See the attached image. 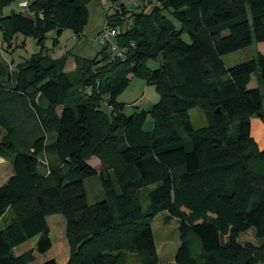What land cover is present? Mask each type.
I'll use <instances>...</instances> for the list:
<instances>
[{
	"label": "trees",
	"instance_id": "trees-1",
	"mask_svg": "<svg viewBox=\"0 0 264 264\" xmlns=\"http://www.w3.org/2000/svg\"><path fill=\"white\" fill-rule=\"evenodd\" d=\"M91 1L34 0L28 16L3 17L13 0H0L8 50L19 35L40 48L9 74L0 65V158L13 172L0 186V221L12 212L0 229V264H30L35 252H49L53 215L66 220L67 264H126L127 254L159 264L151 223L161 213L165 225L178 223L174 264H264V150L251 136V119L264 121V54L229 69L222 60L264 42V0H157L132 13L107 0L116 8L105 23L118 30L124 56L104 45L93 59L74 57L76 70L68 74L71 54L55 60L45 44L53 33L56 46L66 30L80 39ZM158 59L157 70L146 68ZM130 76L159 92L150 112L126 116L117 103ZM104 99L110 117L100 110ZM197 108L205 128L190 121ZM150 113L151 133L143 130ZM93 157L101 171L88 164ZM43 158H51L46 173ZM93 177L104 200L90 205L85 180ZM250 230L259 245L238 242ZM34 238L35 249L15 255Z\"/></svg>",
	"mask_w": 264,
	"mask_h": 264
},
{
	"label": "rangeland",
	"instance_id": "rangeland-1",
	"mask_svg": "<svg viewBox=\"0 0 264 264\" xmlns=\"http://www.w3.org/2000/svg\"><path fill=\"white\" fill-rule=\"evenodd\" d=\"M25 1L33 2L34 0H13L10 6L4 7L2 10V16L7 17L12 12L21 13L28 16L27 9L22 8L20 5ZM155 5L157 0H120L129 11L137 12L139 7L148 5V10L151 5ZM106 4H112L107 0H92L88 5L89 10V21L86 26L83 35L80 39H76L74 34L66 30L62 36L58 39L57 45L53 46L52 39L53 33L49 34L48 41L46 42L45 51L53 59H61L67 54H71L65 63V72L72 74L76 70V62L74 57L83 59H93L100 52L102 45L96 42L97 36L106 26V15L113 14L115 6L109 11L105 10ZM168 20L175 30H181L182 24L173 18L170 14L167 15ZM132 23V19L129 18L127 22ZM126 22L125 25H128ZM181 38L187 44H190V38L185 31L182 32ZM40 48L37 46L36 41L30 38H24L19 35L15 39L12 49L8 50L6 44L3 43V32L0 30V65L9 66L7 73H11L18 63L29 59L31 56L39 53ZM264 52L263 43H253L246 49L228 54L222 58L225 67L227 69L237 66L242 63L253 60L257 53ZM161 65V59L148 60L145 62V66L148 70H157ZM130 78V83L127 89L118 96L117 103L122 107L123 113L126 116H131L135 112L146 111L150 112L153 106L159 102L160 95L154 85L149 84L145 79L142 78ZM7 86L11 85L12 82H6V77L2 80ZM256 84L255 79L251 82L250 87H254ZM100 110L108 117L111 114V108L108 106L107 100H103L100 105ZM264 110V109H263ZM190 121L194 128H205L209 125L206 118V114L201 109H193L189 112ZM145 132H154V117L150 113L147 116V120L143 126ZM264 150V149H262ZM51 158H43L41 171L46 173L48 170V161ZM90 166L101 171L100 162L97 158H91L88 162ZM12 165L9 161L0 158V186L4 185L9 178L12 176ZM85 188L88 196V202L90 205L95 204L104 200L101 183L98 177H93L85 180ZM142 205L144 210L147 209L146 193L143 194ZM165 213L159 214L151 223L154 239L157 247V254L159 257V264H174V258L180 245V238L178 232V223L176 220L172 221L169 225L164 224ZM12 219V212L8 211L0 221V229L5 228ZM48 224L51 229V238L53 241V248L45 254L34 253L35 260L30 264H43L49 260H57L64 262L70 259V244L66 235V220L62 215H53L48 217ZM238 242L243 245L251 243L259 245V241L255 238L254 230H250L246 234H243L238 239ZM26 250L33 247V241L27 244ZM17 253L22 252L23 248H20ZM15 255L16 252L14 251ZM66 255V256H65ZM126 264H142L141 259L133 254H127Z\"/></svg>",
	"mask_w": 264,
	"mask_h": 264
},
{
	"label": "crops",
	"instance_id": "crops-1",
	"mask_svg": "<svg viewBox=\"0 0 264 264\" xmlns=\"http://www.w3.org/2000/svg\"><path fill=\"white\" fill-rule=\"evenodd\" d=\"M25 2L30 3L28 1H25ZM261 53L264 54V52H262V51H261ZM255 87H256V84L254 87H250V85H249V88H255ZM251 136H252L253 140L255 141V143L257 144V146L259 147V149L260 150L264 149V121L257 119V118L251 119ZM50 236H51V229H50ZM51 240H52V238H51ZM31 241H33V247L29 250L35 249V246L37 243V238L31 239L26 244H24L23 246L15 249V252L17 254L16 256L22 255L25 252L29 251V250H26L25 248H27V246H28L27 244ZM20 248H23L22 249L23 251L20 253H17L18 250H21ZM52 248H53V241H52ZM55 261L57 262V264H60V262H58L56 259H55ZM67 262H68V259L65 260L64 262H62L61 264H67Z\"/></svg>",
	"mask_w": 264,
	"mask_h": 264
},
{
	"label": "built area",
	"instance_id": "built-area-1",
	"mask_svg": "<svg viewBox=\"0 0 264 264\" xmlns=\"http://www.w3.org/2000/svg\"><path fill=\"white\" fill-rule=\"evenodd\" d=\"M22 8L27 9V7L29 6V3L24 2L20 5ZM113 7L112 4H106L105 5V10L109 11L111 8ZM118 34V30L112 29L108 26H105L102 31L99 33V35L97 36L96 42L99 45H109L110 47V51L111 53L114 55V57H123L125 52L123 50H121L118 47L117 42L115 41V38Z\"/></svg>",
	"mask_w": 264,
	"mask_h": 264
}]
</instances>
